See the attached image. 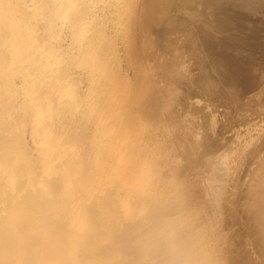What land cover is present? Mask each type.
<instances>
[{
	"label": "bare ground",
	"instance_id": "1",
	"mask_svg": "<svg viewBox=\"0 0 264 264\" xmlns=\"http://www.w3.org/2000/svg\"><path fill=\"white\" fill-rule=\"evenodd\" d=\"M133 3L0 0V264H218L117 123Z\"/></svg>",
	"mask_w": 264,
	"mask_h": 264
},
{
	"label": "rangeland",
	"instance_id": "2",
	"mask_svg": "<svg viewBox=\"0 0 264 264\" xmlns=\"http://www.w3.org/2000/svg\"><path fill=\"white\" fill-rule=\"evenodd\" d=\"M125 26L110 46L119 128L141 130L195 247L264 264V0H134Z\"/></svg>",
	"mask_w": 264,
	"mask_h": 264
}]
</instances>
